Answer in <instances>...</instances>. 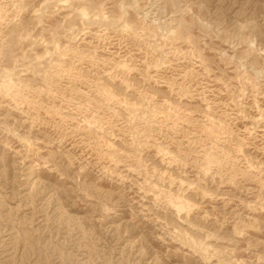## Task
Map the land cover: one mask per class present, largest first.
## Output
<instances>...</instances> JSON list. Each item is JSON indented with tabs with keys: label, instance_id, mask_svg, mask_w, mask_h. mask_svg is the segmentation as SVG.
Instances as JSON below:
<instances>
[{
	"label": "rangeland",
	"instance_id": "rangeland-1",
	"mask_svg": "<svg viewBox=\"0 0 264 264\" xmlns=\"http://www.w3.org/2000/svg\"><path fill=\"white\" fill-rule=\"evenodd\" d=\"M0 264H264V0H0Z\"/></svg>",
	"mask_w": 264,
	"mask_h": 264
},
{
	"label": "bare ground",
	"instance_id": "bare-ground-1",
	"mask_svg": "<svg viewBox=\"0 0 264 264\" xmlns=\"http://www.w3.org/2000/svg\"><path fill=\"white\" fill-rule=\"evenodd\" d=\"M68 3L66 2L64 5H67ZM180 207V206H179Z\"/></svg>",
	"mask_w": 264,
	"mask_h": 264
}]
</instances>
